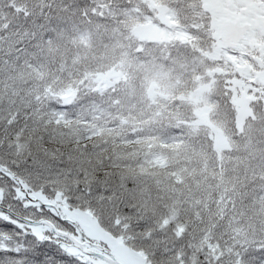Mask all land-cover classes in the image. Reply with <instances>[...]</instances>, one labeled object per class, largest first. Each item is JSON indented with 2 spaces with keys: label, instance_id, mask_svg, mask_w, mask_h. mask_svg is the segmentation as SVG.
Wrapping results in <instances>:
<instances>
[{
  "label": "snow or ice",
  "instance_id": "1",
  "mask_svg": "<svg viewBox=\"0 0 264 264\" xmlns=\"http://www.w3.org/2000/svg\"><path fill=\"white\" fill-rule=\"evenodd\" d=\"M60 11L49 31L82 24L97 40L78 56L71 88L42 85L33 95L45 143L0 164V264H129L120 255L129 239L146 250L135 264H151L159 177L148 168L159 165L160 144L176 156L199 149L221 168L226 154L251 158L217 185L214 222L234 242L233 264H264V185L255 192L246 182L258 170L264 180V18L241 22L236 41L221 47L203 0H92ZM241 53L243 72L232 59ZM80 123L129 129L120 139L142 147L131 161L104 163L99 145L81 142L91 137ZM12 131L9 141L24 129ZM52 142L60 147L48 149Z\"/></svg>",
  "mask_w": 264,
  "mask_h": 264
},
{
  "label": "trees",
  "instance_id": "2",
  "mask_svg": "<svg viewBox=\"0 0 264 264\" xmlns=\"http://www.w3.org/2000/svg\"><path fill=\"white\" fill-rule=\"evenodd\" d=\"M91 2L0 0V164L13 158L22 159L29 150L34 152L45 143L40 137L44 136L46 140L47 132L33 122L39 119L32 110L33 95L42 85L45 89L71 88L81 67L78 56L97 40L82 24L73 26L71 31L61 26L55 33L49 28L57 23L58 14H67L60 11L63 6L79 4L84 7ZM205 10L212 22L211 12ZM47 37H53L51 43ZM41 63L44 64L42 70ZM43 107L40 106L41 112ZM70 126L66 125L65 130ZM5 127L9 129L7 136ZM28 127L32 128L31 132ZM90 127H96L97 131L90 133ZM78 128L85 137H91L82 139V143H88L90 147L99 145L96 159L103 158L104 163L117 156L131 161L137 149L142 147L120 139L129 134V129L109 131L113 128L112 123H103L102 128L95 123H80ZM20 129L24 131L14 141H9L12 130ZM6 143H11L15 149L11 156L4 153ZM58 147L60 144L56 142L47 144L50 150ZM159 149L162 152L159 165L148 168L149 173L159 177V183L153 185V193L156 195L158 190L156 215L160 233L153 241V248L158 246L160 251H156L151 264H176L177 261L179 264H220L221 261L222 264H233L234 242L218 232L219 225L214 222V201L219 200L217 185L222 177L226 180L231 174L234 178V170L240 165L247 169L251 158L237 160L226 154L221 168L219 160L214 162L204 158L199 149L187 156H176L164 144H160ZM261 175L258 170L246 181H254L252 190L255 192L264 185ZM229 231L232 236L236 235L234 230ZM126 245L138 253L146 251L135 239H129ZM168 249H174L175 255L168 253Z\"/></svg>",
  "mask_w": 264,
  "mask_h": 264
},
{
  "label": "rangeland",
  "instance_id": "3",
  "mask_svg": "<svg viewBox=\"0 0 264 264\" xmlns=\"http://www.w3.org/2000/svg\"><path fill=\"white\" fill-rule=\"evenodd\" d=\"M204 6L206 9H212L213 10V22L212 26L215 29V34L219 36L220 33V23H222L224 20L233 19V17H243L245 11L248 9V6H246L250 0H213V2L209 3V0H203ZM229 2H232L235 6L231 7L229 5ZM218 7L219 13H216L215 10ZM245 18V17H243ZM220 41V40H219ZM221 47H224L221 43ZM233 62L237 65L239 71H247L250 67L249 62H244L241 60L240 55L235 56L232 58ZM244 62V63H243ZM121 258L128 261L129 264H135V261L137 258L140 257L141 253L133 251L129 246L126 244L121 245Z\"/></svg>",
  "mask_w": 264,
  "mask_h": 264
},
{
  "label": "flooded vegetation",
  "instance_id": "4",
  "mask_svg": "<svg viewBox=\"0 0 264 264\" xmlns=\"http://www.w3.org/2000/svg\"><path fill=\"white\" fill-rule=\"evenodd\" d=\"M213 2V0H209V3ZM218 2H220V0H218ZM229 5L231 7L235 6L232 2H229ZM248 6V9L245 11L244 16L245 18H240L242 21L245 22H249L252 21L254 23H256L257 25L259 24V21L264 18V0H250V2L246 5ZM218 7L215 10L216 13H219L218 11ZM209 12H211V14H213V10L210 8ZM236 18V17H233ZM212 20H213V16H212ZM255 43L257 45H259L261 43V41L258 38H255ZM240 58L242 61L244 62H249L247 60L244 59V53H241ZM243 62V63H244Z\"/></svg>",
  "mask_w": 264,
  "mask_h": 264
},
{
  "label": "water",
  "instance_id": "5",
  "mask_svg": "<svg viewBox=\"0 0 264 264\" xmlns=\"http://www.w3.org/2000/svg\"><path fill=\"white\" fill-rule=\"evenodd\" d=\"M241 22L243 21H241L240 18H234L231 20H226L221 24L219 39L223 46H231L236 41L238 36V28ZM243 23L247 24V22Z\"/></svg>",
  "mask_w": 264,
  "mask_h": 264
}]
</instances>
